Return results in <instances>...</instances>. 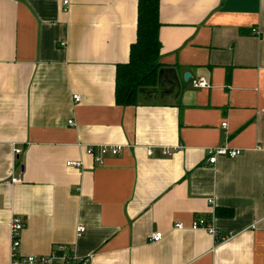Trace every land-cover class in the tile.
Segmentation results:
<instances>
[{"label": "crops", "instance_id": "0c3cea01", "mask_svg": "<svg viewBox=\"0 0 264 264\" xmlns=\"http://www.w3.org/2000/svg\"><path fill=\"white\" fill-rule=\"evenodd\" d=\"M137 3L0 0V264L13 216L19 257L62 243L90 264H264V0H159L162 74L118 104ZM98 144L121 151L95 162ZM219 145L242 152L207 163Z\"/></svg>", "mask_w": 264, "mask_h": 264}, {"label": "built area", "instance_id": "2783aa9c", "mask_svg": "<svg viewBox=\"0 0 264 264\" xmlns=\"http://www.w3.org/2000/svg\"><path fill=\"white\" fill-rule=\"evenodd\" d=\"M64 43H62L63 45ZM193 87L199 88H208L210 86L208 80L203 77H196L192 79L191 82ZM73 101L79 102L80 96L78 94H73ZM68 123L72 124V120H68ZM222 126H226V122H222ZM98 154H95L93 146H87L86 152L92 155L95 162H101L102 156L110 153V154H118L121 151V145L116 144H98ZM15 154H19L21 152L20 149L14 150ZM242 152L240 148H230L226 145H219L208 148V155L206 157V162L213 164L216 161L217 156H227V157H235ZM147 153H152V148L147 149ZM163 154H169L170 151L167 149H162ZM67 165H71L74 167H80L82 165L81 161H67ZM18 176L10 178V182H17ZM175 228L183 229L185 228L182 222H175L173 225ZM24 227V223L17 217L13 216L10 222V257L11 262L13 264H90L91 255H87L85 257L78 256L75 252L74 245H66V244H56L54 246V250L49 254L44 255H25L18 256V248L21 242V232ZM190 228L197 229L202 228L206 230L209 234L219 240H226L233 236L232 232H229L224 235H220L217 229L213 226V224L209 223L207 220L203 218H198L193 220ZM85 231L83 225H78L76 228V235L79 237ZM163 234L160 231H154L149 235V239L153 241H158L162 238Z\"/></svg>", "mask_w": 264, "mask_h": 264}, {"label": "trees", "instance_id": "16d2710c", "mask_svg": "<svg viewBox=\"0 0 264 264\" xmlns=\"http://www.w3.org/2000/svg\"><path fill=\"white\" fill-rule=\"evenodd\" d=\"M159 0H138L136 39L130 45L129 60L117 65L115 96L118 104L139 102V90L158 83L161 42Z\"/></svg>", "mask_w": 264, "mask_h": 264}, {"label": "water", "instance_id": "95a60500", "mask_svg": "<svg viewBox=\"0 0 264 264\" xmlns=\"http://www.w3.org/2000/svg\"><path fill=\"white\" fill-rule=\"evenodd\" d=\"M170 76H172L173 78H176L177 76V74H176V70L175 69H171L170 71ZM158 73H161L162 74V70H158ZM166 74V73H165ZM166 76H167V74H166ZM190 76V73L189 72H184V74H183V79L184 80H187L188 79V77ZM170 83H171V81H169Z\"/></svg>", "mask_w": 264, "mask_h": 264}]
</instances>
